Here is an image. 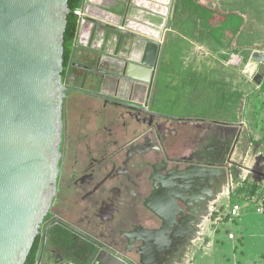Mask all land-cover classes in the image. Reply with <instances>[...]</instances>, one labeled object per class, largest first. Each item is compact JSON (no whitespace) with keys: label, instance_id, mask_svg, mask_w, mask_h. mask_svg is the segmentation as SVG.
Masks as SVG:
<instances>
[{"label":"flooded vegetation","instance_id":"af4514ba","mask_svg":"<svg viewBox=\"0 0 264 264\" xmlns=\"http://www.w3.org/2000/svg\"><path fill=\"white\" fill-rule=\"evenodd\" d=\"M100 77L87 75L81 88L63 80L57 189L39 235L68 239L79 259L107 249L136 264H180L235 165L240 132L175 114L151 92L139 106L129 80L117 90L108 78L100 91ZM214 167L226 168L219 180L183 179Z\"/></svg>","mask_w":264,"mask_h":264},{"label":"water","instance_id":"95a60500","mask_svg":"<svg viewBox=\"0 0 264 264\" xmlns=\"http://www.w3.org/2000/svg\"><path fill=\"white\" fill-rule=\"evenodd\" d=\"M70 11L68 0H0V264H25L56 193L67 90L62 79L64 33ZM122 25L115 30L123 35L119 46L125 47L124 55L103 50L86 65H73L100 75L95 80L100 91L108 78L117 90L118 80L131 81L140 106L150 95L161 44L135 26ZM252 57L259 62L254 80L260 84L264 57L258 52ZM223 172L224 167L202 168L198 174L185 172L183 179L219 180ZM102 254L110 255L112 264L120 259L136 264L107 249L90 258L95 261ZM139 264L146 261L141 258Z\"/></svg>","mask_w":264,"mask_h":264},{"label":"crops","instance_id":"0c3cea01","mask_svg":"<svg viewBox=\"0 0 264 264\" xmlns=\"http://www.w3.org/2000/svg\"><path fill=\"white\" fill-rule=\"evenodd\" d=\"M128 1L84 0L82 5L83 21L78 24L74 57L65 77L67 79L66 85L79 88L80 86L78 85L81 80L88 75L86 70L74 66L73 63L86 65L90 56L96 53L99 54L103 50L115 57L124 55L125 47L119 46L120 38L123 35L115 30V27L122 29L124 28L122 23L125 22L126 25L135 26V28L138 26L139 28L137 29L141 33L156 39L161 44L151 89L155 99L161 98L169 105L168 107L174 106L177 110L179 109V112H175V114L197 117L201 119L198 121L203 122L205 125L215 123L216 127L221 126L225 130L228 125L237 126L236 123H231L229 120L225 122L212 121L210 118L212 116L211 111L214 109V105L225 106L226 103L224 104V101H229L235 94L239 101L237 106L243 100L244 108L246 104H249L250 96L255 92L259 97L264 95L258 92L264 76L260 84L254 80L259 62L253 57L252 59L250 58L241 72L237 69L239 65L231 60L235 52L232 50L233 42L230 48L228 47L227 38L222 41L225 44H220L215 39L204 40V33L198 29H195L190 34L173 29L171 22L173 12H170L172 0H131L127 11ZM162 5L166 6L167 10ZM125 15L127 17L124 21ZM215 20L212 22L213 25L219 22ZM244 21L246 24L245 19ZM141 27L146 30L141 29ZM117 51H119L118 55ZM249 67L252 69L250 73L247 71ZM237 106L234 105V107ZM261 122L264 123V118L261 119ZM261 139H259L258 143L261 144L262 148L264 141ZM258 143H249L248 150L243 154L246 161L254 165L258 164V168L245 167L244 175L241 176V180H238L237 188L232 190L231 196H228L229 185H231L232 181V177L229 175L227 186L224 187L222 185L223 187L213 201L220 202L222 200V202H225L228 198L230 201L233 199V203L240 205L239 215L235 218H230L228 215L231 220L223 224L224 226L236 223L238 219H243V217L255 220V223L261 229L262 225H264V218H254L264 216V153H262V149H259L257 153L254 152L252 154L251 152V146L258 145ZM248 177L251 181L247 180ZM234 198L242 202L239 203ZM213 209V207H209L211 212ZM218 220L215 221L213 232H211L212 238H214L213 243L217 242L216 244L219 243L215 237L216 226L220 224ZM198 231L199 236H196L192 243H195L198 237L201 239L203 236L205 228L202 227V223L199 225ZM227 231H229V233L227 232L228 235H233L234 233L229 230V227ZM260 237H264V235ZM260 237L256 238L258 242L255 240L254 249L255 253H258V261H264V247L260 246ZM228 240L233 241V238L228 237ZM238 241L240 246L236 244L233 247V251L237 252L239 248L240 253H243L242 236L238 237ZM71 243L66 238H54L51 241L43 239L36 264H112V257L107 254L100 255L99 258H95V261L93 257L88 258V260L86 258H77L68 251ZM210 243L212 244V242ZM258 248H260L259 252L257 251ZM120 260L116 264H127L122 259ZM188 263L195 264L185 260L180 264ZM245 264H255V261L252 259Z\"/></svg>","mask_w":264,"mask_h":264},{"label":"rangeland","instance_id":"374dc122","mask_svg":"<svg viewBox=\"0 0 264 264\" xmlns=\"http://www.w3.org/2000/svg\"><path fill=\"white\" fill-rule=\"evenodd\" d=\"M198 1L200 3H203L204 5L211 6L220 11H225L224 0ZM233 1L236 6H239L240 4L244 5L245 1L248 3V13L242 15L243 18L246 20V24L242 28L241 33L238 34V36L233 40V48L238 49V53H234L231 57V60H233L235 64L239 65L237 69L242 72L246 63L250 60V58L252 59V53L258 52L264 55V49H261V47H264V0ZM172 2L173 0L171 1L170 12H173ZM219 20L220 18L217 17L215 21L217 22ZM246 40L247 42H250L249 46L244 45L243 42ZM87 72L90 76L94 75L93 72ZM66 81L67 79L65 80V82ZM253 95L250 96L251 100L249 101L248 105L246 104L245 108L243 106V100L241 104L237 106L239 101L238 97L235 94L233 98L229 99V101H224V104L226 103L225 106L214 105V109L211 111L212 116L210 118L212 119V121L225 122L229 120L231 123H236L237 126L228 125V128H226V130L240 131V143L238 144V147L234 154L235 165L231 168L229 174L231 175L230 177H232V181L231 185H229L230 189L228 196H231L232 190L237 188V182L238 180H241V176L244 175V169L246 166L255 168H258L259 166L258 164L254 165L253 163H249L243 157V154L248 150V147L250 146L249 143L257 144L259 139L264 136V123L261 122V119L264 118V95H261V97H259V95H256V92ZM234 105L237 107H234ZM161 110L164 112L168 111V109L166 108ZM83 114L86 116V114L88 113L83 110ZM214 126L216 127V125ZM219 128L222 127L220 126ZM83 133V130L79 133L80 139L82 141L84 139ZM251 148L252 154L254 152H259V149H262V153H264V145H262L261 148V144L259 143L258 145H252ZM228 178L229 176L226 177L225 181L223 182L224 187L227 186L226 184ZM247 180L251 181L249 177ZM234 200L239 203L242 202L237 198H234ZM229 201L230 200L227 198L225 202H222L221 200L220 202L211 201L210 203H208V207H213L214 209L212 212L211 210H208V213L204 214L205 216L203 217L201 223L202 227L205 228V232L201 239H199L198 237L195 243L190 242L189 246L186 247L183 254V259L186 262L190 261L195 264H212L213 262L214 264H245L247 262H250L252 259L255 261V264H262L264 262L258 261V253L256 254L254 249V242L256 238L260 237L261 235H264V225H262L261 229V227L257 226L258 224L255 223V220L253 219L244 217L243 219H238L236 223H230L229 225H226L227 228L229 227V230L234 232H232L234 235L233 241L228 240L227 232L229 233V231H227L226 226H224L223 224L231 220L228 216V211L230 208L229 206L234 204V201L233 199L230 202ZM254 218L263 219L264 216ZM217 220L218 222H220V224L216 226L217 231L215 234V237L219 241L218 244H216L217 242L213 243L214 238H212L213 235L211 234L215 226V221ZM197 236H199V231ZM237 236H242V246L244 247L243 253H240L241 251L239 248L237 252L233 251V247L236 244L240 246V242L238 241ZM256 241L258 242V240ZM210 242H212V244ZM260 244L261 247H264V237H260ZM259 249L260 248L257 249L258 252L260 251Z\"/></svg>","mask_w":264,"mask_h":264},{"label":"trees","instance_id":"16d2710c","mask_svg":"<svg viewBox=\"0 0 264 264\" xmlns=\"http://www.w3.org/2000/svg\"><path fill=\"white\" fill-rule=\"evenodd\" d=\"M83 2L84 0H68V6L71 11L67 17V26L64 33L63 80L65 79L68 68L72 64L75 52L78 17L73 11L81 8ZM224 3L225 11H220L211 6L204 5L198 0H173L172 28L178 31L180 30L185 34L193 33L195 29H198L204 33V40L215 39L220 44L224 38H227V44L230 48L233 40L241 33L245 25L242 15L248 13V3L245 1L244 5L240 4L239 6H236L233 0H224ZM216 16H219L220 20L218 24L213 25L212 22L215 20ZM243 43L246 46L250 45V42H247V40ZM222 44H225V42ZM261 49H264V47H261ZM232 50L238 53V49L233 48ZM258 92L264 94V78L258 88ZM261 140L264 141V136ZM41 246L42 238L41 235H38L30 249L25 264H36Z\"/></svg>","mask_w":264,"mask_h":264},{"label":"built area","instance_id":"2783aa9c","mask_svg":"<svg viewBox=\"0 0 264 264\" xmlns=\"http://www.w3.org/2000/svg\"><path fill=\"white\" fill-rule=\"evenodd\" d=\"M73 13L78 17V24L83 21V9H82V7L74 10ZM239 211H240V205L237 203H234L229 208L228 215L230 216V218H235L239 215ZM258 211H260V210H258ZM228 237L233 238V235L229 234Z\"/></svg>","mask_w":264,"mask_h":264},{"label":"bare ground","instance_id":"6f19581e","mask_svg":"<svg viewBox=\"0 0 264 264\" xmlns=\"http://www.w3.org/2000/svg\"><path fill=\"white\" fill-rule=\"evenodd\" d=\"M137 28H139V27L137 26ZM141 29L146 30L145 28H142V27H141ZM247 71H248V73H250V72H252V69L249 67V68L247 69Z\"/></svg>","mask_w":264,"mask_h":264}]
</instances>
